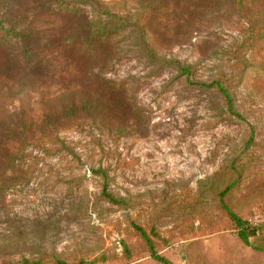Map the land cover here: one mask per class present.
I'll list each match as a JSON object with an SVG mask.
<instances>
[{"label":"rangeland","instance_id":"obj_1","mask_svg":"<svg viewBox=\"0 0 264 264\" xmlns=\"http://www.w3.org/2000/svg\"><path fill=\"white\" fill-rule=\"evenodd\" d=\"M229 185L264 225V0H0V264L262 263Z\"/></svg>","mask_w":264,"mask_h":264},{"label":"trees","instance_id":"obj_2","mask_svg":"<svg viewBox=\"0 0 264 264\" xmlns=\"http://www.w3.org/2000/svg\"><path fill=\"white\" fill-rule=\"evenodd\" d=\"M7 30L9 33H13L14 32V28H12V26H9L8 24H5ZM105 32V29H101L100 32ZM88 40V39H87ZM177 68L181 71L182 74H189L190 72V67L189 65H182L181 63H177ZM204 86L207 87H214L217 88V90L224 96V98L227 101V107L228 110L232 113L235 112L234 110V103H233V98L232 95L229 91V89L224 85L223 81L221 79H217L212 81L211 83H203ZM96 172H100L102 174H104V172L101 170H97ZM232 185H229L226 189H224L223 191L220 192L219 196L220 199L222 201V206L223 208L226 210V212L228 213V215L234 220V222L237 224V226L239 227V231L238 234L241 237V239H243L244 242L248 243V236L250 234H252L253 232H255V230L258 227H253L248 225L247 221H245L244 219H242L235 211H233L227 204H225L224 202V196L225 194L228 192V189L231 188ZM104 195H106V197L108 198V200L115 202L117 204H121V202L123 201L122 198H116L114 195H112L111 193H109L107 191V187H105L104 189ZM134 227L138 230V232L145 238V240L147 241V244L150 248L151 251V255L158 259L159 261L162 262H166L164 257L160 256L156 251H155V245L152 241V239L149 237L148 233L143 229V227L134 224ZM60 264H66L65 262L61 261Z\"/></svg>","mask_w":264,"mask_h":264},{"label":"crops","instance_id":"obj_3","mask_svg":"<svg viewBox=\"0 0 264 264\" xmlns=\"http://www.w3.org/2000/svg\"><path fill=\"white\" fill-rule=\"evenodd\" d=\"M247 246L250 247L252 254L262 257L263 262L247 260L246 264H264V225L258 227L255 232L248 236Z\"/></svg>","mask_w":264,"mask_h":264},{"label":"built area","instance_id":"obj_4","mask_svg":"<svg viewBox=\"0 0 264 264\" xmlns=\"http://www.w3.org/2000/svg\"><path fill=\"white\" fill-rule=\"evenodd\" d=\"M258 221H262V219L261 218H256L253 222H252V224H254L253 226L255 227L257 224V222Z\"/></svg>","mask_w":264,"mask_h":264}]
</instances>
